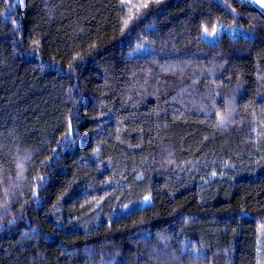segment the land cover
Listing matches in <instances>:
<instances>
[{
    "label": "trees",
    "instance_id": "1",
    "mask_svg": "<svg viewBox=\"0 0 264 264\" xmlns=\"http://www.w3.org/2000/svg\"><path fill=\"white\" fill-rule=\"evenodd\" d=\"M0 264H264V9L0 0Z\"/></svg>",
    "mask_w": 264,
    "mask_h": 264
},
{
    "label": "rangeland",
    "instance_id": "2",
    "mask_svg": "<svg viewBox=\"0 0 264 264\" xmlns=\"http://www.w3.org/2000/svg\"><path fill=\"white\" fill-rule=\"evenodd\" d=\"M247 1H250V2H252L253 4H256L257 6H259V4H257L256 2H255V0H247ZM260 7V6H259ZM261 8V7H260ZM262 9H264V8H262ZM215 14V15H214ZM214 14H213V18L212 19H210V18H203V20H204V23H203V28L204 27H208V26H210L215 20H216V18H217V12H216V10H214ZM205 38H207V37H205ZM166 262H168V260L166 261Z\"/></svg>",
    "mask_w": 264,
    "mask_h": 264
},
{
    "label": "snow or ice",
    "instance_id": "3",
    "mask_svg": "<svg viewBox=\"0 0 264 264\" xmlns=\"http://www.w3.org/2000/svg\"><path fill=\"white\" fill-rule=\"evenodd\" d=\"M255 2L257 3V4H259V6L261 7V8H264V0H255ZM149 6V4L147 3V2H145V3H143V4H136V5H134V7H136V8H141V7H143V8H147ZM126 23H127V21H126Z\"/></svg>",
    "mask_w": 264,
    "mask_h": 264
},
{
    "label": "bare ground",
    "instance_id": "4",
    "mask_svg": "<svg viewBox=\"0 0 264 264\" xmlns=\"http://www.w3.org/2000/svg\"><path fill=\"white\" fill-rule=\"evenodd\" d=\"M150 196V195H149Z\"/></svg>",
    "mask_w": 264,
    "mask_h": 264
}]
</instances>
